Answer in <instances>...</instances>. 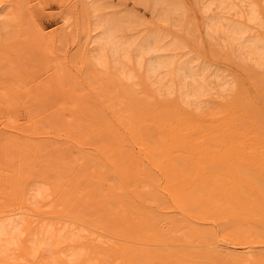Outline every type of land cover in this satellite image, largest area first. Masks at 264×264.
Wrapping results in <instances>:
<instances>
[{
    "label": "rangeland",
    "instance_id": "rangeland-1",
    "mask_svg": "<svg viewBox=\"0 0 264 264\" xmlns=\"http://www.w3.org/2000/svg\"><path fill=\"white\" fill-rule=\"evenodd\" d=\"M253 2L258 3L255 10L262 20L257 32L264 37L260 0H233L234 9L225 16L237 19L235 9H249ZM92 3L98 4L99 15L112 19L128 52L133 54L135 45L148 35L159 36L166 46L159 51L173 62L180 56H195L208 75L221 74V87L212 78V89L194 104L210 115L204 120L207 125L196 131L198 138L191 140L183 131L177 134V128L168 130L182 145L173 149L171 158L150 152L146 145H151L153 136L144 132L148 124L153 129L164 125L161 114L166 108L171 107L177 117L187 113L171 106L168 93H150L141 74L118 82L109 68L92 65L91 74L89 58L98 33ZM197 5L198 0H0V213L22 203L26 191L42 180L46 190L26 211L30 213L24 212V231L43 222L73 233L71 246L80 250L81 261L205 264L198 255L201 236L217 226L193 219L191 209L163 211L150 200L141 213L158 226L143 227L142 214L127 204L134 197L124 180L125 176L163 180L168 171L196 177L205 171L238 186L243 183L238 179H245L244 196L253 191L246 182L258 177V167L236 150L241 134H234L230 125L218 127L226 113L238 121L235 117L244 112L239 120L243 128L259 131L249 126L254 119L264 130V66L242 64L234 52L216 44L205 29L210 17ZM212 10L211 16L222 14L217 6ZM130 53L123 59L128 70L135 68ZM187 118L178 126L190 122ZM209 124L218 130L206 129ZM262 145L257 149L263 155L256 159L261 162ZM260 175L263 180L264 172ZM138 186L145 188L143 183ZM154 193L164 198L161 191ZM14 247L13 264H39L38 258L24 259L19 246Z\"/></svg>",
    "mask_w": 264,
    "mask_h": 264
},
{
    "label": "bare ground",
    "instance_id": "bare-ground-1",
    "mask_svg": "<svg viewBox=\"0 0 264 264\" xmlns=\"http://www.w3.org/2000/svg\"><path fill=\"white\" fill-rule=\"evenodd\" d=\"M260 3L264 6V0H260ZM198 4L201 6L202 12L208 18L210 17L205 29L216 44L222 46L221 48L230 54L234 52L241 63L245 61L254 66H264V37L257 32V28L262 26V20L256 12L257 9L255 10L258 3L253 2L252 7L239 10L240 12L235 9V12L239 14L237 19H235L236 16L233 19L225 16L226 13L234 9L233 0H198ZM199 5L197 6L199 7ZM90 6L95 14L94 23L98 33L92 41L94 47L89 58V71L93 70L92 67L109 68L114 74V79L118 82L120 79H129L134 74H141L142 81L145 82L150 93H168L171 96L169 100L171 106H177L187 113L186 116L177 117L178 113L173 114L171 107L166 108V111L164 110L165 112L161 114L164 125L153 129L148 124L149 128L147 127L144 132V135L153 136V140L146 137L151 141V145L146 143L150 152L153 151L161 158H171L170 156L174 154L173 149L180 148L182 145L177 141V136L172 135L168 130L172 131L177 128L176 131H179L177 134L183 131L191 140L198 138L196 131L200 125L206 124L204 120L210 115L198 111L194 104L212 89L210 86L212 78L217 82V88L221 87V74L208 75L209 70L207 71L206 66L196 60L195 56H180L173 62V58L167 57L162 51H159L166 48L165 45L160 44L159 36L148 35L143 42L135 45V48L132 49L133 54L130 53L131 51L128 52V44L124 43L116 34L115 26L111 23L112 19L110 22L98 14V4L92 3ZM214 6H217V10L222 11V14L211 16ZM219 36L221 38L217 41ZM128 53L135 62L134 66L137 70H134V67L132 70H128L129 68L126 67L123 59L128 57ZM130 58L128 60H131ZM128 60L126 61L128 62ZM260 69L262 68L260 67ZM93 71L91 74H94ZM116 84L118 83L116 82ZM244 114V112L240 115L235 114L238 115L235 117L238 121H235L233 113H226L218 128L223 130L228 128L227 125H230L234 134H241L237 135L241 139L235 142L236 150L244 155L243 160L258 167V177L255 179L249 177L246 182L253 190L252 193L250 192V196H244L242 186L245 184V179H238L244 183L238 186L236 181L219 179L214 176L213 172L209 176L205 171L201 173L199 171L198 176L187 177L179 171H168L163 180L151 176L141 179L140 177H124L129 188L127 190H130L129 195L134 197V200H128L127 204L137 208L134 210L137 212L136 214H142L141 226H158L157 221H150L145 213H141L149 206L150 200L155 201L156 206L163 211H167L168 208L191 209L192 213L189 215L193 219L217 226L216 229L208 228L203 231L201 236L198 255L205 264H264V226H258L264 225V179H260L262 177L260 174L264 172V161L256 160H259L263 155L262 150L258 149H261V140L264 141V130H262L263 125L260 126V122L254 119L249 121V126L256 127L259 131L252 132L250 127L243 128L239 120L243 118ZM187 116L191 118L190 122L178 126V123H182L183 119H188ZM126 125L129 124L126 123ZM206 129L218 130L211 124ZM164 131L165 135L160 137ZM205 135L207 138H211V132L207 131ZM152 144L156 145L152 146ZM140 147L145 150V147ZM253 148H258V152L253 153L251 150ZM165 165L168 170V162ZM40 181L31 186L29 191H26L21 199L22 203L19 201L18 206L5 208L6 210L0 213V264H13L12 250L15 245L19 246V253L24 256V259L25 257L27 259L38 258L39 264H89V260L81 261L80 250L71 246L70 241L75 238L73 233L70 235L64 230L57 231L58 228H54L52 225L51 227L49 224L47 227V223L43 222L32 230L24 231V215H26L24 212L30 213L26 211L41 200L46 190ZM139 183H143L145 188H140ZM155 190L161 191L164 198H160L157 193H154ZM242 222H250V225L240 226ZM157 228L159 229V227ZM60 244L62 245L59 249Z\"/></svg>",
    "mask_w": 264,
    "mask_h": 264
}]
</instances>
